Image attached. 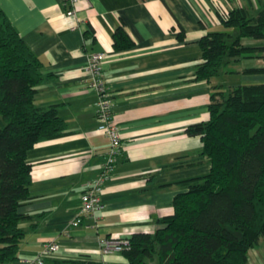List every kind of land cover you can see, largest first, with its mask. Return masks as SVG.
Wrapping results in <instances>:
<instances>
[{"label": "crops", "instance_id": "1", "mask_svg": "<svg viewBox=\"0 0 264 264\" xmlns=\"http://www.w3.org/2000/svg\"><path fill=\"white\" fill-rule=\"evenodd\" d=\"M218 2L250 12L264 4V0H82L74 20L65 15L61 0H0V8L42 62L44 77L36 85L35 104L55 105L65 121L60 134L26 151L31 181L29 196L19 206L27 214L19 222L25 234L18 259L7 264H25L50 239L59 248L46 253L44 264L54 259L124 263L120 251L103 252L101 240L162 226L157 220L173 211V196L187 188L183 180L209 171L201 135L189 133L188 126L209 118L211 93L237 84H226L230 75L264 80V73L242 72L264 65L261 57H239L219 76L195 78L202 55L198 39L221 26ZM119 25L133 41L130 47L114 48L112 32ZM180 28L182 39L177 35ZM242 43L259 45L262 40L244 37ZM90 51L106 53L102 73L111 92L122 152L103 184V208L96 219L88 216L72 225L80 192L101 171L110 144L97 129L96 92L86 80ZM247 264H264V239L248 250Z\"/></svg>", "mask_w": 264, "mask_h": 264}, {"label": "trees", "instance_id": "2", "mask_svg": "<svg viewBox=\"0 0 264 264\" xmlns=\"http://www.w3.org/2000/svg\"><path fill=\"white\" fill-rule=\"evenodd\" d=\"M217 6L221 26L198 39L201 61L196 79L227 72L239 57L264 60V4L255 12ZM205 27V23L200 21ZM180 39L184 31L177 32ZM244 37L261 39L245 45ZM114 48L133 41L122 25L112 32ZM42 62L0 8V264L19 257L27 217L19 210L29 196L31 164L26 151L57 136L65 121L55 105L34 102L43 80ZM245 73H264V65ZM211 93L209 118L188 126L200 134L207 173L184 179L187 188L172 199L173 211L158 218L154 231L128 235L130 246L116 264H247L248 250L264 239V80L237 83ZM51 264H97L84 259H54Z\"/></svg>", "mask_w": 264, "mask_h": 264}, {"label": "built area", "instance_id": "3", "mask_svg": "<svg viewBox=\"0 0 264 264\" xmlns=\"http://www.w3.org/2000/svg\"><path fill=\"white\" fill-rule=\"evenodd\" d=\"M82 0H61L64 6V13L68 17L77 20L78 5ZM76 24H73V27ZM104 51H90L87 53L85 71L87 82L96 92L95 116L97 119V129L109 139V148L105 162L102 164L101 171L97 176L86 182L85 188L80 192V207L71 220L72 225H77L84 217L96 219L97 213L102 210L103 203L100 194L104 182L110 177V172L114 168L118 155L122 152L121 132L118 124L114 120L112 108L111 92L108 90L107 83L102 73V63L105 59ZM130 246L128 236H109L101 240L103 252L122 251ZM59 248V244L50 239L44 243L32 258L25 260V264H44L46 253Z\"/></svg>", "mask_w": 264, "mask_h": 264}, {"label": "rangeland", "instance_id": "4", "mask_svg": "<svg viewBox=\"0 0 264 264\" xmlns=\"http://www.w3.org/2000/svg\"><path fill=\"white\" fill-rule=\"evenodd\" d=\"M250 81L252 80L250 79L249 76L247 77L243 74H232L228 77V81H226V84H228V82L243 83V82H250Z\"/></svg>", "mask_w": 264, "mask_h": 264}]
</instances>
